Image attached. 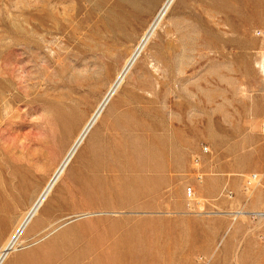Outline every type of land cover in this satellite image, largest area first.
Instances as JSON below:
<instances>
[{"label": "rangeland", "instance_id": "374dc122", "mask_svg": "<svg viewBox=\"0 0 264 264\" xmlns=\"http://www.w3.org/2000/svg\"><path fill=\"white\" fill-rule=\"evenodd\" d=\"M158 1L0 0V249ZM210 2L173 1L3 264H264V0Z\"/></svg>", "mask_w": 264, "mask_h": 264}, {"label": "bare ground", "instance_id": "6f19581e", "mask_svg": "<svg viewBox=\"0 0 264 264\" xmlns=\"http://www.w3.org/2000/svg\"><path fill=\"white\" fill-rule=\"evenodd\" d=\"M147 1V0H145ZM162 0H159L156 4L159 5ZM174 0H167L165 7L160 12L159 16L156 18L152 27L148 30L146 34L142 36L141 42L139 46L133 50L129 51L119 72L117 73V77L115 78L113 85L111 86L107 96L105 97L104 101L99 104L98 108L95 110L94 114L85 119L78 128L73 132L71 140L64 148L63 152L61 153L60 163L57 165L55 172L49 182L46 184L45 188H43L40 192H38L32 203L30 204L29 208L23 212L20 217L15 222L13 226V230L10 232L8 238L6 239L5 243L3 244L2 248L0 249V264L6 262L8 257L12 254L14 250H16V245L19 241L23 238H30L32 236H36L40 234L44 229L40 228L34 232L35 228L38 226L41 216L46 213V209H44L45 202L48 200L51 192L53 191L54 187L57 185L58 181L60 180L61 176L65 173L67 168L69 167L70 163L78 153L81 146L85 143L87 139L92 136V139L97 137L95 134L96 126L99 123L104 111L112 102L114 96L117 94L129 74L132 72L134 66L137 64L138 60L140 59L143 50L149 43L153 33L155 32V27L159 24L162 20L163 16L169 10V7L172 5ZM210 8L219 6L223 7V2L225 0H211ZM69 121L70 118H67L66 114H62L60 111L56 115V123L57 127L61 132H65L67 128H69ZM94 135V136H93ZM257 176V175H254ZM252 176L248 182L250 181V185H259V180H253ZM258 177V176H257ZM8 205L3 207L4 209L8 210ZM2 209V208H1ZM0 209V210H1ZM4 218L2 215L0 216V232L4 225ZM6 264H12V262L8 261Z\"/></svg>", "mask_w": 264, "mask_h": 264}, {"label": "built area", "instance_id": "2783aa9c", "mask_svg": "<svg viewBox=\"0 0 264 264\" xmlns=\"http://www.w3.org/2000/svg\"><path fill=\"white\" fill-rule=\"evenodd\" d=\"M253 180H259V179H258L257 176H254ZM246 187H247V190H248L249 187H251L250 186V181L249 182L247 181V186ZM247 214H248V216L250 218H254V219L261 218V219H264V210L258 211V212H248ZM263 247H264V242H263Z\"/></svg>", "mask_w": 264, "mask_h": 264}]
</instances>
